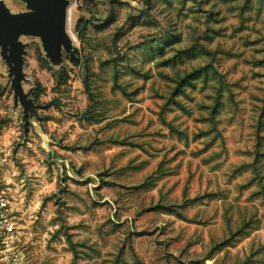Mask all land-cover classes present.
<instances>
[{"label":"rangeland","instance_id":"rangeland-1","mask_svg":"<svg viewBox=\"0 0 264 264\" xmlns=\"http://www.w3.org/2000/svg\"><path fill=\"white\" fill-rule=\"evenodd\" d=\"M68 17L77 60L21 39L27 123L0 55L1 257L264 264V0H70Z\"/></svg>","mask_w":264,"mask_h":264},{"label":"water","instance_id":"water-1","mask_svg":"<svg viewBox=\"0 0 264 264\" xmlns=\"http://www.w3.org/2000/svg\"><path fill=\"white\" fill-rule=\"evenodd\" d=\"M27 10L14 13L0 0V55L8 67V77L14 91L15 104L24 107L27 123L34 105L30 91L25 92L23 82L24 59L27 44L22 37H37L49 61L59 66L64 61V53L77 60L74 42L67 30L70 0H19Z\"/></svg>","mask_w":264,"mask_h":264},{"label":"built area","instance_id":"built-area-1","mask_svg":"<svg viewBox=\"0 0 264 264\" xmlns=\"http://www.w3.org/2000/svg\"><path fill=\"white\" fill-rule=\"evenodd\" d=\"M6 205L5 201L3 198H0V225L2 224V222L5 221V214H4V210L3 207ZM2 254H4V256H2V258L4 260H6L5 262L8 264H19V258L16 254H13L11 251V247H7L5 249V251H1Z\"/></svg>","mask_w":264,"mask_h":264},{"label":"crops","instance_id":"crops-1","mask_svg":"<svg viewBox=\"0 0 264 264\" xmlns=\"http://www.w3.org/2000/svg\"><path fill=\"white\" fill-rule=\"evenodd\" d=\"M0 264H7V263L5 262V260L1 257V255H0Z\"/></svg>","mask_w":264,"mask_h":264},{"label":"flooded vegetation","instance_id":"flooded-vegetation-1","mask_svg":"<svg viewBox=\"0 0 264 264\" xmlns=\"http://www.w3.org/2000/svg\"><path fill=\"white\" fill-rule=\"evenodd\" d=\"M26 6V5H25Z\"/></svg>","mask_w":264,"mask_h":264}]
</instances>
